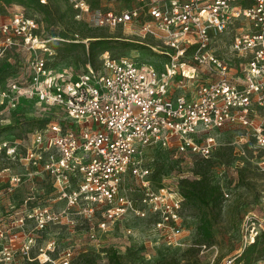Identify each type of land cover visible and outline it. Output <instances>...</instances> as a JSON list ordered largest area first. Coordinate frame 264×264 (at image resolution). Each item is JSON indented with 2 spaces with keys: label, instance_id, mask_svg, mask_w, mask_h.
<instances>
[{
  "label": "built area",
  "instance_id": "2783aa9c",
  "mask_svg": "<svg viewBox=\"0 0 264 264\" xmlns=\"http://www.w3.org/2000/svg\"><path fill=\"white\" fill-rule=\"evenodd\" d=\"M125 1L130 6L121 7ZM70 2L76 19L129 29L142 40L125 39L138 44L132 48L136 55L107 50L98 66L73 75L51 64L57 55L51 41L67 40L43 34L38 11L27 13L19 5L0 15V57L13 48L28 51L31 69L28 79L0 84V105L15 109L35 101L64 115L54 114L34 129L27 144L0 140V193L10 198V208L0 213V264H69L51 259L55 243L44 241L43 233L74 213L100 212L113 222L130 213L152 216L156 233L177 243L185 196L168 185L154 186L144 160L147 147H174L208 159L216 147L209 133L240 125L251 127L264 148V120L254 118L257 109L264 110V0ZM140 45L158 63L147 60ZM4 159L22 163L28 172L2 166ZM42 174L51 181L48 199L65 203L63 208L35 192L16 199L26 177ZM128 177L137 182V200L127 193ZM260 235L250 234L240 252L210 264H264V258L243 256Z\"/></svg>",
  "mask_w": 264,
  "mask_h": 264
},
{
  "label": "rangeland",
  "instance_id": "374dc122",
  "mask_svg": "<svg viewBox=\"0 0 264 264\" xmlns=\"http://www.w3.org/2000/svg\"><path fill=\"white\" fill-rule=\"evenodd\" d=\"M47 3L46 11H25L37 13V19L44 27L43 34L79 37V44L74 49H68L61 41H51L57 51L51 61L56 70L76 75L85 71L89 64L98 66L101 53L95 51L93 54L90 50L91 41L96 39H108L109 51L113 55L138 53L132 50L138 44L125 39H142L128 34L129 29L98 27L86 19H76L70 0H47ZM120 4L121 7L130 6L128 1ZM15 6L19 5L4 6L3 15L13 13L17 9ZM139 48L147 60L158 63L148 56L147 46L140 45ZM29 56L28 51L13 48L0 57V84L6 86L11 78L28 79L31 75ZM54 114L57 118L64 116L58 109L45 108L35 101H23L15 109L0 105V140L16 138L27 144L30 133L43 127ZM254 118L264 120V110L257 109ZM252 130L240 125L212 130L209 134L215 137L216 147L208 159L180 153L174 147H147L144 160L152 171L155 187L168 185L183 194L191 191L190 183L202 180L205 187L218 189V197L208 204L199 197H185L182 210L184 231L177 243H169L156 233L152 216L138 217L130 213L113 222L107 221L100 212L92 217L74 213L43 233L44 241L55 243L51 259L68 260L69 264H210L240 252L250 234L264 231V148L259 146ZM1 165L11 166L16 173L28 172L20 162L4 159ZM125 186L131 199L140 197L134 178L128 177ZM38 189H41L40 194ZM19 190L20 196H15L16 199L35 192L40 200L46 199L53 206L63 208L65 205H54V201L48 199L52 198L53 190L50 178L45 174L31 179L26 177ZM9 200L8 195L0 193V213L10 208ZM204 215L213 224L214 240L210 242L202 240L198 234ZM103 222H106L105 226ZM254 256L264 258L258 250Z\"/></svg>",
  "mask_w": 264,
  "mask_h": 264
},
{
  "label": "trees",
  "instance_id": "16d2710c",
  "mask_svg": "<svg viewBox=\"0 0 264 264\" xmlns=\"http://www.w3.org/2000/svg\"><path fill=\"white\" fill-rule=\"evenodd\" d=\"M12 4H18L26 7L27 9H32L38 12H42V11H46L48 3H44L42 0H0V15L3 14L4 6H9ZM71 10L74 11L75 13L72 4H71ZM60 37L65 38L67 40V41H61V43L63 44L65 43V45L68 46V49H74L79 44V42L75 41V35L73 36V38H69L66 34H62V36ZM128 42L135 44V42H131V41ZM110 48L111 45L108 39H96L94 41H91L90 50L93 54H95V51L97 53L99 52L102 54L103 52L109 50ZM190 184L192 187L191 191L183 193V195L189 199L192 197H196V198L199 197L203 202L208 204L211 199L218 197L217 194L218 189L214 187H210V188L205 187V185H203L202 180H196ZM198 234L200 235L201 239L206 242H210L214 240L212 220L206 215L201 217L200 224L198 226ZM257 250L261 253V255H264V231H262L260 237L256 240V242L248 246L245 252L243 253L245 260L251 261L254 258H260L254 256V253ZM34 264H40V263L36 262Z\"/></svg>",
  "mask_w": 264,
  "mask_h": 264
}]
</instances>
